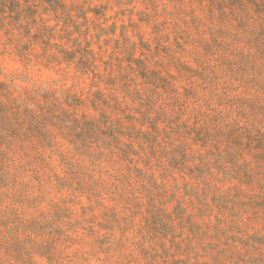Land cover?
<instances>
[{"label":"rangeland","instance_id":"obj_1","mask_svg":"<svg viewBox=\"0 0 264 264\" xmlns=\"http://www.w3.org/2000/svg\"><path fill=\"white\" fill-rule=\"evenodd\" d=\"M0 264H264V0H0Z\"/></svg>","mask_w":264,"mask_h":264}]
</instances>
